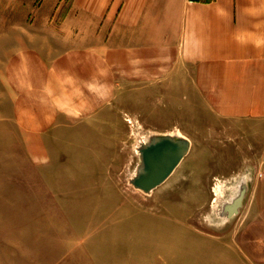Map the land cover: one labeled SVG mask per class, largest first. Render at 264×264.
Returning <instances> with one entry per match:
<instances>
[{
  "label": "rangeland",
  "instance_id": "374dc122",
  "mask_svg": "<svg viewBox=\"0 0 264 264\" xmlns=\"http://www.w3.org/2000/svg\"><path fill=\"white\" fill-rule=\"evenodd\" d=\"M1 1L0 264H236L225 242L240 216L226 220L218 208L232 181L253 170L243 169L240 153L225 152L223 129L209 135L208 114H194L193 90L156 76L139 82L148 87L123 88L113 73L74 67L63 1L46 8L41 0L34 8ZM24 33L33 38L18 41ZM21 45L36 60L26 82L16 58L10 72L1 64ZM49 84L86 97L78 109L58 104L54 112ZM153 133L183 135L190 149L145 194L129 179L139 143Z\"/></svg>",
  "mask_w": 264,
  "mask_h": 264
},
{
  "label": "crops",
  "instance_id": "0c3cea01",
  "mask_svg": "<svg viewBox=\"0 0 264 264\" xmlns=\"http://www.w3.org/2000/svg\"><path fill=\"white\" fill-rule=\"evenodd\" d=\"M35 1L2 0L1 7L34 8ZM52 1H63L60 25L74 67L113 73L123 88L148 87L139 82L156 76L193 90L194 114H208L209 135L223 129L225 152L240 153L243 169L253 170L243 176L249 186L226 250L236 264H264V0H41L40 7ZM24 47L8 50L1 64L8 72L16 58L26 82L36 60ZM51 85L54 112L58 104L78 109L86 97Z\"/></svg>",
  "mask_w": 264,
  "mask_h": 264
},
{
  "label": "water",
  "instance_id": "95a60500",
  "mask_svg": "<svg viewBox=\"0 0 264 264\" xmlns=\"http://www.w3.org/2000/svg\"><path fill=\"white\" fill-rule=\"evenodd\" d=\"M190 149V140L178 133H153L137 147L138 165L129 183L145 194L160 186L174 171ZM249 182L245 177L229 185L232 193L221 199L219 215L230 219L238 213ZM232 195V196H231Z\"/></svg>",
  "mask_w": 264,
  "mask_h": 264
},
{
  "label": "bare ground",
  "instance_id": "6f19581e",
  "mask_svg": "<svg viewBox=\"0 0 264 264\" xmlns=\"http://www.w3.org/2000/svg\"><path fill=\"white\" fill-rule=\"evenodd\" d=\"M223 186L222 185H218V186H216V188H215V195H216V197H219V196H221V194H222V192H223Z\"/></svg>",
  "mask_w": 264,
  "mask_h": 264
}]
</instances>
